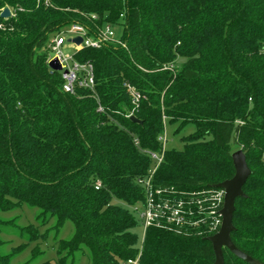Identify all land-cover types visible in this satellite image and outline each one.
<instances>
[{
	"label": "trees",
	"instance_id": "obj_1",
	"mask_svg": "<svg viewBox=\"0 0 264 264\" xmlns=\"http://www.w3.org/2000/svg\"><path fill=\"white\" fill-rule=\"evenodd\" d=\"M4 7L11 15L0 17V211L28 203L41 224L55 217L56 228L74 225L58 242L66 255L39 264H63L83 247L88 264H120L139 249L140 264L213 263L206 237L218 227L209 218L181 233L150 226L138 246L127 206L143 198L138 179L152 165L144 150L160 152L165 123L175 133L194 130L181 137L182 149L164 150L155 186L218 189L234 174L232 153L243 151L250 174L230 237L264 264V0H0ZM105 23L121 26L125 47L77 51L76 60L93 65L94 89L63 91L61 72L48 66L51 36L72 24L93 34ZM128 86L140 95L137 106ZM22 229L38 236L32 224ZM11 256L0 253V264ZM223 258L249 264L227 248Z\"/></svg>",
	"mask_w": 264,
	"mask_h": 264
},
{
	"label": "built area",
	"instance_id": "obj_2",
	"mask_svg": "<svg viewBox=\"0 0 264 264\" xmlns=\"http://www.w3.org/2000/svg\"><path fill=\"white\" fill-rule=\"evenodd\" d=\"M49 4V0H44ZM95 19V15L91 16ZM75 37H81L80 43L74 41ZM67 42V43H66ZM105 42H113L125 47L124 42L116 36L114 26L105 23L98 28L96 33L89 34L86 27L80 24H72L51 36L48 47V62L56 60L60 65L62 89L67 93H73L76 87L94 89L93 65L86 61L75 59V53L83 48H99ZM65 45L73 48L65 50ZM166 68L172 69L169 64ZM131 94V102L137 106L139 93L128 86ZM101 110V107H98ZM133 115L131 111L127 116ZM158 139L162 142L160 152L144 150L152 159V165L147 174L138 179L143 190V198L131 205L135 218L145 232L152 226L173 232H188L198 227L206 218H209L212 228L221 224L220 210L223 206L224 191L221 188L200 191H179L174 186H155L153 175L163 159L166 138L161 134ZM135 144L137 141L135 140ZM101 186L100 181L95 182V188ZM140 204V207L137 204ZM141 249L134 257L120 261V264H140Z\"/></svg>",
	"mask_w": 264,
	"mask_h": 264
},
{
	"label": "rangeland",
	"instance_id": "obj_3",
	"mask_svg": "<svg viewBox=\"0 0 264 264\" xmlns=\"http://www.w3.org/2000/svg\"><path fill=\"white\" fill-rule=\"evenodd\" d=\"M114 30L116 36L119 37L121 26H114ZM65 50L72 51L73 48L65 45ZM182 60V58H177L179 64ZM175 127L176 125L168 123L164 125L162 134L166 138L164 142L165 149H182L181 137L194 130V126L189 124L178 133H175ZM131 205L127 207L135 217L130 208ZM137 206L140 207V204L138 203ZM39 213L40 209L38 207L31 206L28 203H22L10 210L0 211V220L7 222L0 231V239L2 240L0 253L12 254L11 264H39L47 260L57 263L60 257L66 255V252L59 251L58 242L72 237L74 233L73 223L66 220L59 228H56V219L53 217L46 224H41L37 217ZM30 224L37 228L38 236H35L34 239L27 236L28 233H33V230H26L27 232L24 234L20 232L23 227ZM135 232L138 237V246H140L144 237V230L141 226H138L135 228ZM88 262L89 254L87 249L83 247L72 255H68L63 264H88Z\"/></svg>",
	"mask_w": 264,
	"mask_h": 264
},
{
	"label": "water",
	"instance_id": "obj_4",
	"mask_svg": "<svg viewBox=\"0 0 264 264\" xmlns=\"http://www.w3.org/2000/svg\"><path fill=\"white\" fill-rule=\"evenodd\" d=\"M11 15V11L8 7H4L0 12V17L7 18ZM74 41L80 43L81 37H75ZM48 66L53 70H60L61 67L54 59L48 62ZM134 122H140L134 115L130 116ZM232 163L234 167V174L231 178L226 179L215 186L221 188L224 191L223 206L220 210L221 224L218 230L206 237L211 242L214 261L212 264H223V248H227L236 257L246 261L249 264H262L260 261L252 258L245 252L241 251L232 242L230 234L234 230L232 223L233 212L235 210V199L238 196H243L242 186L245 183L247 177L250 174V169L247 165L245 154L241 149H237L232 153Z\"/></svg>",
	"mask_w": 264,
	"mask_h": 264
}]
</instances>
